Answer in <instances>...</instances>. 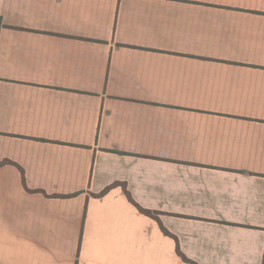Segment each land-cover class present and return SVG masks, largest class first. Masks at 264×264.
Returning <instances> with one entry per match:
<instances>
[{
	"label": "crops",
	"instance_id": "1",
	"mask_svg": "<svg viewBox=\"0 0 264 264\" xmlns=\"http://www.w3.org/2000/svg\"><path fill=\"white\" fill-rule=\"evenodd\" d=\"M177 248L264 264V0H0V264Z\"/></svg>",
	"mask_w": 264,
	"mask_h": 264
},
{
	"label": "trees",
	"instance_id": "2",
	"mask_svg": "<svg viewBox=\"0 0 264 264\" xmlns=\"http://www.w3.org/2000/svg\"><path fill=\"white\" fill-rule=\"evenodd\" d=\"M126 192V195H127V197L132 201V199H131V197H130V195H129V193L127 192V191H125ZM134 205L138 208V210L140 211V212H142V213H144L145 215H148V216H150V217H152V218H154V219H156V220H158V214H157V212L156 211H152V210H149V209H145V208H142L141 206H139L138 204H136V203H134ZM164 230V232L166 233V234H168V232L165 230V229H163ZM177 253H178V255L185 261V262H189V263H192V264H196L194 261H192V260H190V259H188L178 248H177Z\"/></svg>",
	"mask_w": 264,
	"mask_h": 264
}]
</instances>
